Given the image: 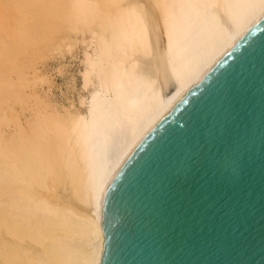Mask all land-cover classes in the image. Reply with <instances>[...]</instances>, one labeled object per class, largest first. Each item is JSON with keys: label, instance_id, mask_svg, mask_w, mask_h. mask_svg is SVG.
<instances>
[{"label": "bare ground", "instance_id": "obj_1", "mask_svg": "<svg viewBox=\"0 0 264 264\" xmlns=\"http://www.w3.org/2000/svg\"><path fill=\"white\" fill-rule=\"evenodd\" d=\"M6 1L15 17L22 15V20H27L24 14L31 10L24 8L26 0ZM40 1L38 6L35 3L36 9ZM73 1L76 21L78 18L86 25L98 18L96 29L106 34V38L98 37L100 46L95 56L84 55L83 85L87 88L95 83L97 88L89 97L86 117L76 118L71 129L73 144L70 134L58 128L52 138L48 136L50 144H40L41 151L35 144L36 155L28 146V133L22 129L27 143L18 139L16 145L28 144L37 159L33 155L30 160L26 158L30 153L24 146L17 149L29 153L23 159L29 162H21L20 154L16 159L12 154L17 151L15 144L14 150L7 152V148L3 153L0 264H99L103 245L101 200L111 178L188 88L264 15V0ZM45 3L49 1L42 5ZM31 16L28 18H37L34 12ZM46 16L33 23H42V17L46 23ZM88 46L92 53L96 51L94 41ZM2 56L0 65L5 58ZM75 146L80 148L79 155ZM79 207L87 213L80 212Z\"/></svg>", "mask_w": 264, "mask_h": 264}, {"label": "water", "instance_id": "obj_2", "mask_svg": "<svg viewBox=\"0 0 264 264\" xmlns=\"http://www.w3.org/2000/svg\"><path fill=\"white\" fill-rule=\"evenodd\" d=\"M101 207L99 264H264V15L137 144Z\"/></svg>", "mask_w": 264, "mask_h": 264}, {"label": "rangeland", "instance_id": "obj_3", "mask_svg": "<svg viewBox=\"0 0 264 264\" xmlns=\"http://www.w3.org/2000/svg\"><path fill=\"white\" fill-rule=\"evenodd\" d=\"M0 1V16L8 13L7 15L5 14L6 17H0V55H3L2 57L5 56V58L1 57L4 62L2 61V65H0V165L3 167V161H5L3 153L6 154L10 149L14 150L12 147L14 144L17 151L16 154H14L15 150L12 151L14 152L12 154L15 156L17 155L16 159L21 157V159H19L20 161L31 152L32 149L30 150L28 146H32L33 154L37 153L36 155H39L38 147L41 151V145L44 146L47 142L50 144V138L53 137V134L58 128L65 132L67 131L66 133L71 136L72 144L74 143L73 140L75 136L73 134L71 135V129L74 128L76 118L86 117L89 97L97 88L95 83L89 84L90 86L88 85L87 88L83 85L81 73L85 68L84 55L87 53L91 56H95L100 46L98 37L106 38V34L100 33L99 28H97L98 30L96 29L95 25L99 23L97 20H100L98 18L97 20L95 19L96 22L93 20V23H85L86 25L80 20L78 21V18L77 21L79 23L76 21V17L74 16L77 15L75 14L76 11H72L76 8L73 0L42 1L43 3L49 1V4L45 3L46 7L43 6L44 4L40 0H24L26 2H24V8L26 7L27 9H25L27 11H29V9L31 11L33 10L34 14H36V22L40 21H38V19L41 16L48 15L47 13L53 14V16L49 15L51 18L46 16V18H49L46 19L47 24L42 21L45 17H42V23L34 24L33 22H35V19H33V21L28 18L31 15V18L34 17L33 12L31 11L28 12V14H24V16L27 17V20L25 18L23 21L22 15H20V18L22 17L20 19L18 18L19 15H16L15 17V14H12L9 11L10 6L6 0ZM4 1H6V5ZM37 1H40L43 4L40 3V8L37 9L41 10V7L43 6L42 11L45 12L46 15L43 14L42 11L36 9L35 3ZM77 1L78 0H75V3H77ZM36 4L37 6L39 5L38 3ZM33 5H35V7H33ZM44 7L48 9H45ZM103 7L104 6L100 5L102 10ZM35 10L38 13H36ZM48 10L49 12H47ZM54 10L56 12L58 10L59 13H56ZM71 13H73L72 17H75L73 18L74 20L68 18H72L70 15ZM37 14L39 15L37 16ZM9 15L14 18V20L11 19ZM15 19L17 20V23L22 24V27L15 22ZM18 20H21V22H18ZM30 22L33 23V25H31ZM41 24H44V26ZM2 26L6 30H3ZM32 26L33 28L37 27L38 29H32ZM23 37H25V39ZM26 37H28V40ZM16 38L19 39V42H17L19 43L18 45L15 43L17 40ZM21 38H23L24 41L27 40L28 43H24ZM31 39L32 42H29ZM91 41L95 42L96 51L94 53H92L88 46ZM4 42L5 45H2L1 43L4 44ZM7 48H11L12 50H8ZM6 54L8 55L6 56ZM18 123H20L21 127ZM22 129L26 130L30 141L32 138L35 139L32 140L34 145L38 143L37 146H39L37 147V151L36 145L34 146L30 141V143L28 142L30 145L26 144L28 145L27 147L24 145L27 143L28 137H25V134H22L24 132ZM21 130L23 132H21ZM30 134L32 135L30 136ZM34 135L37 136L38 139L36 137L34 138ZM20 138H24L25 140L23 139L24 141L22 142V139L20 140ZM18 139L19 142L21 141V144L25 141L26 142L23 145H19L20 143L17 142V144H19L16 145ZM21 146H24V148L26 147L25 149H21H24V151L28 149L27 151L29 153L26 151L27 154L25 155V152H21V149H17V147L20 148ZM75 151L77 155H79L80 148L75 146ZM32 153L26 156V158L29 157V160L32 159L33 157H30V155H33ZM19 154L20 157H18ZM21 154H24V156H21ZM26 158L23 162L28 160ZM34 158L37 159L36 156ZM35 159H33V161ZM28 162L29 161H27V163ZM0 171L2 172V169ZM0 184V199L3 200V194L1 191H3L4 188L2 183ZM2 200H0V203ZM0 209V212H3V204L0 206ZM79 211L87 213V210L82 207H79ZM1 215H3V213H1ZM3 222L1 216L0 231L2 232H0V237H2L3 234ZM1 260L0 257V262Z\"/></svg>", "mask_w": 264, "mask_h": 264}]
</instances>
